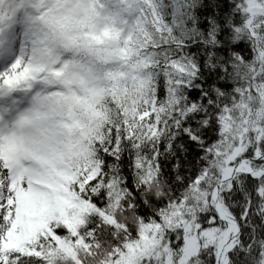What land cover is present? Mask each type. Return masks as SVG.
I'll return each instance as SVG.
<instances>
[{"label": "snow or ice", "instance_id": "obj_1", "mask_svg": "<svg viewBox=\"0 0 264 264\" xmlns=\"http://www.w3.org/2000/svg\"><path fill=\"white\" fill-rule=\"evenodd\" d=\"M0 264H264V0H0Z\"/></svg>", "mask_w": 264, "mask_h": 264}]
</instances>
